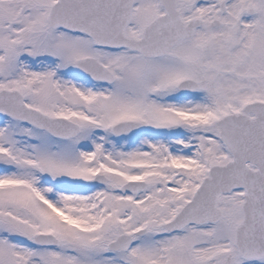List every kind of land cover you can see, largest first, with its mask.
I'll use <instances>...</instances> for the list:
<instances>
[{"label":"snow or ice","instance_id":"1","mask_svg":"<svg viewBox=\"0 0 264 264\" xmlns=\"http://www.w3.org/2000/svg\"><path fill=\"white\" fill-rule=\"evenodd\" d=\"M0 264H264V0H0Z\"/></svg>","mask_w":264,"mask_h":264}]
</instances>
